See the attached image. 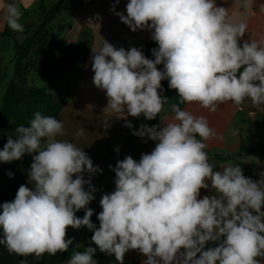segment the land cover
Returning a JSON list of instances; mask_svg holds the SVG:
<instances>
[{"label":"clouds","instance_id":"9594fccd","mask_svg":"<svg viewBox=\"0 0 264 264\" xmlns=\"http://www.w3.org/2000/svg\"><path fill=\"white\" fill-rule=\"evenodd\" d=\"M115 14L133 32L150 31L158 47L149 59L137 47L125 50L104 40L93 50L94 85L105 91L113 113L154 120L169 100L162 95L161 82L167 80L179 97L170 105L172 117L160 118L163 126L141 124L133 131L155 147L139 161L129 155L117 162L115 190L99 201L97 228L87 206L95 198L91 178L102 170L75 143L58 139L65 135L61 120L35 112L29 126H18L17 139L9 137L0 150L6 163L36 153L28 173L33 187L21 185L13 201L0 205V244L11 254L39 260L68 251L74 238H66L67 229L86 226L96 248L74 252L68 264H97V248L119 264L130 250L146 257L142 264H260L264 179L245 177L234 163L216 170L206 151L215 130L205 116L180 104L215 112L248 99L264 107V39L243 40L247 24L234 22L216 0H129L126 15ZM21 15L15 2L4 5L13 31H24ZM126 126L132 128L131 122ZM201 189L215 194L200 198ZM81 209L83 218L76 215ZM209 242L218 246L206 248Z\"/></svg>","mask_w":264,"mask_h":264},{"label":"crops","instance_id":"0c3cea01","mask_svg":"<svg viewBox=\"0 0 264 264\" xmlns=\"http://www.w3.org/2000/svg\"><path fill=\"white\" fill-rule=\"evenodd\" d=\"M58 1L0 0L1 77L4 76L5 71H9V74L13 76L16 55L13 39L1 35L6 28L4 5L15 2L19 6L22 13L20 23L24 26L38 21L41 2L50 7ZM128 2L129 0H119V3H116V0H74V6L61 15L64 21L70 23V27L61 35L64 42L61 54L66 53L69 48H80L84 43L83 38H88L86 54L74 68L66 70L58 78L55 76L45 81L41 80V87H47L48 91L63 103L57 119L63 122L65 135L58 139L75 143L88 154L94 166H99L102 170L91 178V184L96 188V191L93 193L94 200L87 206L89 208L101 196L115 190V172L112 169L115 168L118 161L129 155L139 161L141 154L149 153L155 147L154 141L147 137H137L133 135V131L138 130L141 124L149 127L161 124L160 118L170 120L173 115L166 104L160 116L158 115L154 120H147L143 115L139 118L120 117L124 114L113 113L111 109L107 108L108 101L105 91L98 89L93 83L94 72L91 67L93 50L99 51L104 40L116 48L123 47L125 50L137 47L143 51L147 58H149L146 54L148 44H156L151 39L150 31L137 30L133 32L115 14L121 12L126 15ZM261 4H264V0H247V6H245V0H216V5L227 9L229 17L234 22L247 24V32L242 38L243 40H248L251 37L257 40L264 39V11L260 10ZM113 8L115 11H112ZM53 25L54 27L58 26L59 22H55ZM12 33L20 32L12 30ZM25 37L26 34H19L17 38L21 41ZM162 68L163 65H158V69L162 70ZM162 95L165 96L164 92ZM239 106H242L244 110H239ZM239 106L227 102L218 106L215 112H210L198 104L192 103L186 104L183 110H188L197 116H205L209 126L215 130L216 136L206 142L208 144L206 150L210 163L215 165L216 170H220L222 166L229 163H234L242 169L245 177L259 182L264 179V154L254 153L238 156L236 160L222 162L217 158V156H236L242 144L247 147L264 145V107L255 117H252L247 114V111L254 107L250 100L246 99ZM104 121H108L107 127ZM128 122H131L132 128L126 126ZM161 126L163 125L161 124ZM81 129H84L83 135L77 136L76 133ZM117 148L119 151H116ZM28 187H33L29 180ZM210 194L214 195L215 193L201 189L200 198ZM101 211L102 208L91 218L97 228L99 227L97 216ZM84 212V209L76 212L77 217L83 218ZM67 231L70 235L66 233V238H74L73 244L96 248V245L91 241L93 232L86 226L79 229L69 227ZM215 246H218L215 242H209L206 248ZM95 256L97 264H119L114 255L102 253L98 248ZM145 259L146 257L138 251L130 250L125 254L124 264H142ZM256 259L260 264H264V257Z\"/></svg>","mask_w":264,"mask_h":264},{"label":"trees","instance_id":"16d2710c","mask_svg":"<svg viewBox=\"0 0 264 264\" xmlns=\"http://www.w3.org/2000/svg\"><path fill=\"white\" fill-rule=\"evenodd\" d=\"M74 6V0H59L57 3L47 7L43 2L40 4L39 19L34 24H25L24 31L12 33L7 24L3 37H10L15 45L14 74L6 89L0 109V150H3L9 137L17 139L16 128L20 125L29 126V121L33 114L39 111L42 115L58 117L62 109V101L50 93L47 87L35 86L29 80V73L32 71L37 75H61L66 70L74 68L86 54L88 38H83L84 43L80 48H69L55 61L50 62L49 58L55 57V54L61 53L64 42L62 37L53 36L54 23L60 18L63 12L68 11ZM70 27V23L59 26L58 33L62 34ZM26 34V37L19 41L18 35ZM84 35V34H83ZM158 47L157 44H148L146 54L149 58L154 59L151 50ZM163 92L169 98L167 107L170 110L172 103H179V97L174 89L168 88V81L161 82ZM180 104V107L186 105ZM173 114V113H172ZM199 139V137H197ZM207 151V150H206ZM208 152V151H207ZM254 153L264 154V145L257 147H247L242 144L239 153L227 156H217L219 161H231L236 158L251 155ZM34 154L25 153L20 160L12 162L0 161V205L4 202H11L21 185L28 187V173ZM9 173L12 174L11 178ZM85 179L88 173H84ZM87 186V185H86ZM85 186V188H86ZM93 202L90 206L93 209V216L100 207V199ZM2 212V207H0ZM85 214V212H84ZM92 216V217H93ZM91 217V218H92ZM3 238V229L0 227V239ZM0 264H65L76 251H85L86 246L72 244L68 251L56 255L45 253L39 260L32 256L22 257L8 252L7 248L0 244ZM96 256L94 255V259Z\"/></svg>","mask_w":264,"mask_h":264},{"label":"rangeland","instance_id":"374dc122","mask_svg":"<svg viewBox=\"0 0 264 264\" xmlns=\"http://www.w3.org/2000/svg\"><path fill=\"white\" fill-rule=\"evenodd\" d=\"M56 22H59V25L58 26L56 25L54 27L52 34H53V36H57L58 38H61L62 34L58 33L57 28L61 25L66 24L67 21H64L60 16V18ZM61 55H62L61 53L55 54V57L49 58V61L53 62L58 57H60ZM55 76H56V78H58L60 75H51V76L44 75V76H41V75H37L31 71L29 73V80L31 82H33L35 86L41 87L42 86L41 80L45 81V80L51 79L52 77H55ZM11 78H12V75L9 74V71H5L3 77L0 76V108L2 106L3 97H4V94L6 92L8 85L10 83ZM67 235H70L68 231H67ZM0 251H1V248H0Z\"/></svg>","mask_w":264,"mask_h":264},{"label":"built area","instance_id":"2783aa9c","mask_svg":"<svg viewBox=\"0 0 264 264\" xmlns=\"http://www.w3.org/2000/svg\"><path fill=\"white\" fill-rule=\"evenodd\" d=\"M238 109L241 110V111L244 110V108L242 106H239ZM260 110H262V107L261 108H257L256 106H254L253 108H251V109H249L247 111V114L249 116L255 117Z\"/></svg>","mask_w":264,"mask_h":264}]
</instances>
